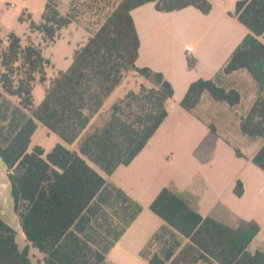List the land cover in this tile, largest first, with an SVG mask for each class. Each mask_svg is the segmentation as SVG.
<instances>
[{
	"label": "trees",
	"instance_id": "trees-1",
	"mask_svg": "<svg viewBox=\"0 0 264 264\" xmlns=\"http://www.w3.org/2000/svg\"><path fill=\"white\" fill-rule=\"evenodd\" d=\"M148 2L161 12L188 6L203 14L211 10L210 0H69L62 14L58 2L48 0L41 20L28 23L31 32L41 34V42L27 37L24 43L13 32L3 36L0 27V159L13 212L29 244L20 249L16 232L0 217V264H33L30 246L45 254V264H103L104 254L141 211L95 167L110 175L129 164L167 116L165 102L173 87L161 73L136 65L139 37L131 10ZM234 15L249 33L221 73L246 69L261 90L239 128L243 135L263 139L252 163L264 172V0H239ZM24 20L21 15L19 21ZM71 23L88 38L74 51L70 66L47 82L51 61L43 48ZM131 72L154 86L140 84L137 92L128 91L106 106ZM36 82L47 83L38 104ZM204 92L230 107L240 102L236 89L199 78L190 83L181 107L194 113ZM106 109L107 117L93 125ZM38 123L75 149L57 143L46 154L40 146L29 151ZM209 129L215 131L212 124ZM236 154L241 156L239 150ZM234 192L243 193L240 181ZM150 210L167 226L140 252L148 264H264L263 251L247 250L258 231L255 224L230 228L204 218L171 185L159 191ZM183 238L189 243L178 251Z\"/></svg>",
	"mask_w": 264,
	"mask_h": 264
},
{
	"label": "crops",
	"instance_id": "crops-1",
	"mask_svg": "<svg viewBox=\"0 0 264 264\" xmlns=\"http://www.w3.org/2000/svg\"><path fill=\"white\" fill-rule=\"evenodd\" d=\"M47 1L0 0L2 35L13 32L23 41L30 37L36 44L41 42V34L31 32L28 23L41 20ZM56 1L60 13L65 14L69 0ZM238 1L210 0L208 14L193 6L161 12L156 10L153 2L131 10L139 37L136 65L161 73L173 87V96L165 102L167 116L129 164L118 166L110 175L91 164L107 182L121 190L124 200L141 206L136 218L104 254L103 264H148L140 252L155 232L167 226L150 210V205L159 191L170 185L204 218H212L230 228L257 225L258 231L247 250L264 252V172L252 163L263 139L243 135L239 128L241 117L248 112L261 90L246 69L221 73L232 52L249 33L234 15ZM21 15L24 21H19ZM67 26L60 30L59 38ZM49 45L43 48V53ZM70 64L66 68H57V72L66 70ZM54 76H47V82ZM137 78L141 83L151 82L141 76ZM199 78L214 79L220 87L236 89L240 102L230 107L204 92L194 113L188 112L180 102L190 83ZM119 88L107 100L106 106L121 98L116 95ZM34 103L38 104L35 100ZM210 124L214 126V132L210 131ZM57 143L73 149V144L64 143L38 123L28 150L40 146L46 154ZM237 181L243 186L240 196L234 192ZM0 217L14 229L16 241L18 236L24 240L22 244L17 242L20 249L29 245L13 212L7 169L1 159ZM110 240L108 237L107 241ZM188 243L189 240L183 238L178 251ZM28 254L33 264H45V254L36 248L28 247Z\"/></svg>",
	"mask_w": 264,
	"mask_h": 264
},
{
	"label": "rangeland",
	"instance_id": "rangeland-1",
	"mask_svg": "<svg viewBox=\"0 0 264 264\" xmlns=\"http://www.w3.org/2000/svg\"><path fill=\"white\" fill-rule=\"evenodd\" d=\"M87 34L88 33H86L85 30L80 26L71 24L61 31V37L60 38L58 37L59 39L54 44H51L45 48L43 53L44 56L47 57L48 59H51V61H53L52 62L53 65L51 64V66L53 67L47 69L48 77L54 76V74H56L57 72V68H66L71 63L72 55L75 48L78 45L80 46L85 42ZM25 41L26 39H24V43ZM137 77L138 75L136 73L134 72L129 73L124 79V82L119 88L117 92L118 94L116 93V95H120L122 98L128 91L137 92L140 84H144L147 87H152L155 84L154 82L141 83ZM44 85L45 84H40L39 82L35 83L33 95L36 103H39L43 96ZM105 117H107V109L104 110L100 114V116L95 117L92 124L93 125L101 124L102 118ZM72 147L73 149H75V144H73ZM17 242L19 244H22L24 240L22 241L20 236H18Z\"/></svg>",
	"mask_w": 264,
	"mask_h": 264
},
{
	"label": "built area",
	"instance_id": "built-area-1",
	"mask_svg": "<svg viewBox=\"0 0 264 264\" xmlns=\"http://www.w3.org/2000/svg\"><path fill=\"white\" fill-rule=\"evenodd\" d=\"M187 50H188V51H190V49H189V48H188Z\"/></svg>",
	"mask_w": 264,
	"mask_h": 264
}]
</instances>
